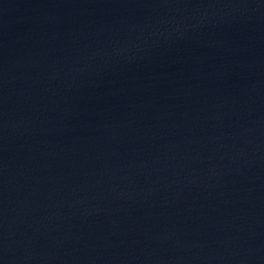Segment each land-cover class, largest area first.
Listing matches in <instances>:
<instances>
[{
  "label": "water",
  "instance_id": "obj_1",
  "mask_svg": "<svg viewBox=\"0 0 264 264\" xmlns=\"http://www.w3.org/2000/svg\"><path fill=\"white\" fill-rule=\"evenodd\" d=\"M0 264H264V0H0Z\"/></svg>",
  "mask_w": 264,
  "mask_h": 264
}]
</instances>
